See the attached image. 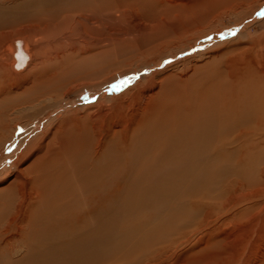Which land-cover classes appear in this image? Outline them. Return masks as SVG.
I'll list each match as a JSON object with an SVG mask.
<instances>
[{
  "label": "bare ground",
  "instance_id": "6f19581e",
  "mask_svg": "<svg viewBox=\"0 0 264 264\" xmlns=\"http://www.w3.org/2000/svg\"><path fill=\"white\" fill-rule=\"evenodd\" d=\"M263 3L0 0V150L18 124L73 93L157 64ZM257 23L121 94L50 116L0 174V225L10 215L0 245L19 241L7 264H103L119 230L138 234L106 263L132 252L133 264L171 255L183 256L173 264H264V17ZM129 45L144 58L113 66Z\"/></svg>",
  "mask_w": 264,
  "mask_h": 264
},
{
  "label": "rangeland",
  "instance_id": "374dc122",
  "mask_svg": "<svg viewBox=\"0 0 264 264\" xmlns=\"http://www.w3.org/2000/svg\"><path fill=\"white\" fill-rule=\"evenodd\" d=\"M263 17H264V3L257 11L254 12L253 15H248L247 17H245L244 19L239 21L238 24L237 23H230L226 27L222 28L219 31H214L212 33L206 34L203 37L199 38L197 40V44H194L191 46H182L181 48L174 49V50L168 52L166 56L161 58L160 61L157 62V64H155L154 62L147 63L144 67L137 68L133 71L130 68L131 67L130 66L131 61L128 62L126 65H124V68H126V69L128 68L127 69L128 71L131 70L133 72L126 73V74L121 75V76H117L116 78H114L113 80L108 82V84H109L108 86L111 87L110 89L108 88V86H103L102 88L97 89V90H94L91 87H85V88L81 89L79 91V93H76V94L73 93L71 95V97L67 98L66 100H63L61 104H59V105L57 104L54 107L47 110L45 112V114L40 116L41 118H36V120L34 121V124H32V122L28 123V124H26V123L18 124L19 126L16 128L12 139L10 141L6 142L1 147V150H0V174H1L2 170L10 167L8 165V162L11 159V157H13V154L15 155V157L19 156L20 153L22 152V150L26 147L29 139L32 138V136L38 134V132L42 131L44 123L50 119V116H52L53 114H56V112L59 113V112L67 110L70 107V106H67L69 103L70 104L74 103V102L76 104L93 103V102L97 101V99L99 98V96L102 93H105L107 91L110 92V95L121 94L122 92L126 91L130 87L134 86L141 78L150 77L152 72H154L156 70V68L162 69L169 64H174L177 61L182 60V59L192 55L197 50V48L204 49L206 47L212 46L215 43L223 42V41H225V39L235 38L234 36L237 37L239 35L240 30L244 26L248 25V23L250 25L255 26L254 28H251L252 30L259 29V26H258L259 23H257V22H258V19L263 18ZM258 37H259V35H258ZM144 41H145V39L143 41H139L138 44L141 46V45H143L142 42H144ZM256 45H257V50H256L257 52L256 53H258L259 55H262V52L264 51L262 41L258 42ZM196 46H199V47H196ZM253 52H255V50ZM132 53L135 55L136 58H138V57L144 58V56H145V54H139L137 51H135L134 46L133 47H132V45L125 46L124 48H122V50H120L117 53V55L112 54V56H111L112 61L117 62L113 66L120 64V62H123V60L125 59L124 56L128 55V54H132ZM247 56H249V55L243 53L240 55V59L244 61V59L247 58ZM260 59H261L260 61H262L263 56H261ZM15 112H16V110L12 114H10L9 111L6 112V114L9 113L10 115L9 114L5 115L4 120H7L8 122L11 121L10 119L13 118ZM19 114H21V113H19ZM21 116H22V114H21ZM5 166H7V167H5ZM263 171L264 170H262V173H263ZM14 205L15 204L12 205V208L14 207ZM142 216L146 217L145 214L141 213L140 217H142ZM9 218H10V215L8 214L5 221L0 225V227L4 224L8 223ZM126 232H128V233H126ZM136 233L138 234V232L134 231V230H130V231L119 230V231L115 232L116 236L113 239V241L111 242V245L110 246L106 245V250H107L108 246L111 247V248H109L111 250L107 254L108 256L104 259L103 264H105L107 260L109 262L112 259V255H114L115 250H116V252L120 251V253L123 254L124 250L130 247L129 246L130 243H128L127 238L130 235H132L135 237H133L131 240H134V238L136 239V235H137ZM18 245H19V241H15L14 243H9V242L5 241L3 245L2 244L0 245V264H7V260L10 258V255L13 252H15ZM136 248L133 249V250H136L135 251L136 255H139V254H141V252H144L146 250L145 248H143V245H141V244L139 246H137ZM142 248H143V250L144 249L145 250L142 251ZM26 249H27V247L25 245H23L21 247L22 254L26 251ZM161 250L162 249H160L159 251H161ZM160 253L163 254V250ZM161 254H159V256ZM131 256H132V252L130 253V257ZM133 256H134V254H133ZM133 256H132L131 260H130V257L127 261H126L127 257H122V258H119L118 261H115V262H116V264H133V263H135V262H133V258H134ZM169 258H170V260H169ZM169 258L167 261H164V262H168L167 264H169V263L173 264L177 260V258L182 259L183 256L179 257V256L171 255ZM174 258L176 260H174ZM164 259L165 258H163L162 260H158V261H163ZM10 260L14 261L12 256H11ZM145 260H147V259H145ZM134 261H136V260H134ZM158 261L153 262V261L147 260V261H145L146 262L145 264H158L157 263ZM106 264H109V263H106ZM142 264H144V262Z\"/></svg>",
  "mask_w": 264,
  "mask_h": 264
}]
</instances>
